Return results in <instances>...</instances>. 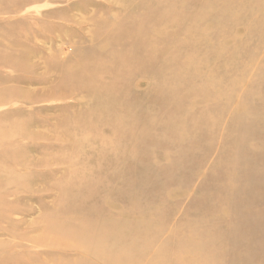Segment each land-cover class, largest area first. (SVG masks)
Wrapping results in <instances>:
<instances>
[{
  "label": "rangeland",
  "instance_id": "374dc122",
  "mask_svg": "<svg viewBox=\"0 0 264 264\" xmlns=\"http://www.w3.org/2000/svg\"><path fill=\"white\" fill-rule=\"evenodd\" d=\"M0 264H264V0H0Z\"/></svg>",
  "mask_w": 264,
  "mask_h": 264
},
{
  "label": "bare ground",
  "instance_id": "6f19581e",
  "mask_svg": "<svg viewBox=\"0 0 264 264\" xmlns=\"http://www.w3.org/2000/svg\"><path fill=\"white\" fill-rule=\"evenodd\" d=\"M174 13H175V12H174ZM134 21H135V20H134ZM149 22H150V21H149ZM151 25H152V23H151ZM170 25H171V24H170ZM113 26H114V25H112V27H113ZM173 26H174V25H173ZM247 26H248V25H247ZM112 27H111V28H112ZM115 27H116V26H115ZM146 27H147V26H146ZM151 27H152V26H151ZM165 27H166V26H165ZM149 28H150V27H149ZM117 29H118V28H117ZM147 29H148V28H147ZM156 29H158V28H156ZM159 29H160V28H159ZM167 29H168V28H167ZM167 29H166V30H167ZM169 29H170V28H169ZM248 29H249V28H248ZM145 30H146V29H145ZM148 30H149V29H148ZM153 30H154V29H152V31H153ZM115 31H116V30H115ZM118 31H119V30H118ZM122 31H123V30H121V32H122ZM155 31H156V30H155ZM109 32H110V31H109ZM112 32H113V31H112ZM119 32H120V31H119ZM142 32H143V31H142ZM150 32H151V31H150ZM163 32H164V31H163ZM121 34H122V33H121ZM140 34H141V33H140ZM144 34H146V33H144ZM144 34H143V35H144ZM164 34H165V33H164ZM254 34H255V33H254ZM116 35H117V34H116ZM118 35H119V34H118ZM118 35H117V36H118ZM158 35H160V34H158ZM165 35H166V34H165ZM139 36H140V35H139ZM162 36H163V35H162ZM164 37H166V36H164ZM145 38H146V37H145ZM259 39H260V38H259ZM232 40H233V39H232ZM254 41H255V40H254ZM257 41H258V40H257ZM252 42H253V41H252ZM105 44H106V43H105ZM114 44H115V43H114ZM256 44H257V43H256ZM256 44H255V45H256ZM139 45H140V44H139ZM143 45H144V43L142 44V46H143ZM163 45H164V44H163ZM163 45H162V47H163ZM259 45H260V44H259ZM116 46H117V45H116ZM144 46H145V45H144ZM152 46H153V45H152ZM103 47H104V46H103ZM160 47H161V45H160ZM250 47H251V46H250ZM254 47H255V46H254ZM252 48H253V47H252ZM252 48H251V49H252ZM256 48H257V47H256ZM106 49H108V48H106ZM106 49H105V51H106ZM113 53H114V51H112V54H113ZM113 55L115 56V54H113ZM116 55H117V54H116ZM114 56H113V57H114ZM116 57H117V56H116ZM100 58H101V57H100ZM102 60L104 61V59H102ZM102 60H101V61H102ZM104 62H105V61H104ZM104 62H103V63H104ZM94 63H97V62L94 61ZM98 63H99V62H98ZM91 64H92V63H91ZM104 64H106V63H104ZM89 66H90V65H89ZM95 66H97V65H95ZM103 66H104V65H103ZM103 66H101L100 68H102ZM105 66H107V65H105ZM108 66H109V65H108ZM81 71L83 72L84 70L82 69ZM84 72H85V71H84ZM84 72H83V73H84ZM83 73H82V74H83ZM91 73H93V72H91ZM86 75H88V74H86ZM99 75H100V74H99ZM82 77H83V76H82ZM114 78H115V77H114ZM116 78H117V77H116ZM90 79H91V77H90ZM144 79H146V78H144ZM102 80H103V79H102ZM108 80H109V79H108ZM115 80H116V79H115ZM95 81H96V80H95ZM109 81H110V80H109ZM139 81H141V80H139ZM89 82H90V81H89ZM96 82H97V81H96ZM96 82H95V83H96ZM82 83H84V82H82ZM90 83L93 84V82H90ZM116 83H117V82H116ZM87 84H88V83H87ZM90 85H91V84H90ZM91 86H92V85H91ZM95 86H96V85H95ZM84 87H85V86H84ZM92 87H93V86H92ZM105 87H106V86H105ZM89 88H90V87H89ZM102 89H103V88H102ZM192 103H193V102H192ZM147 105H148V104H147ZM158 108H159V107H158ZM160 108H162V107H160ZM148 109H149V107H148ZM160 111H161V110H160ZM131 113H132V112H131ZM157 113H158V112H157ZM151 114H152V113H151ZM156 115H157V114H156ZM132 116H133V115H132ZM137 119H138V118H137ZM139 119H140V118H139ZM152 119H153V118H152ZM153 123H154V122H153ZM185 132H186V131H185ZM177 135H178V133H177ZM209 140H210V139H209ZM195 144H197V143H195ZM212 144H213V143H212ZM118 145H119V144H118ZM118 145H117V146H118ZM121 149H122V148H121ZM121 149H120V150H121ZM190 150H191V149H190ZM124 156H125V155H124ZM175 156H176V155H175ZM214 156H215V155H214ZM127 158H128V157H127ZM132 159H133V158H132ZM127 161H128V160H127ZM220 161H221V160H220ZM131 164H132V163H131ZM114 173H115V172H114ZM122 173H123V172H122ZM137 181H138V180H137ZM95 182H96V181H95ZM96 184H97V183H96ZM115 186H116V184H115ZM133 186H134V185H133ZM133 186H132V187H133ZM152 186H153V185H152ZM70 187H71V186H70ZM96 187H97V186H96ZM119 187H120V186H119ZM68 188H69V187H68ZM153 188H155V187H153ZM133 189H134V188H133ZM79 190H80V189H79ZM135 190H136V189H135ZM135 190H134V191H135ZM152 190H153V189H152ZM156 190H157V189H156ZM158 191H160V190H158ZM216 191H217V190H216ZM91 192H92V190H91ZM113 192H114V191H113ZM137 192H138V191H137ZM143 192H144V191H143ZM169 193H170V192H169ZM134 194H135V193H134ZM225 195H226V194H225ZM129 197H130V195H129ZM135 206H136V205H135ZM115 214H116V213H115ZM125 215H126V214H125ZM127 215H128V214H127ZM138 215H139V214H138ZM109 218H110V217H109ZM114 218H115V217H114ZM149 218H150V217H149ZM110 219H112V218H110ZM95 240H96V239H95ZM154 243H155V242H154Z\"/></svg>",
  "mask_w": 264,
  "mask_h": 264
}]
</instances>
